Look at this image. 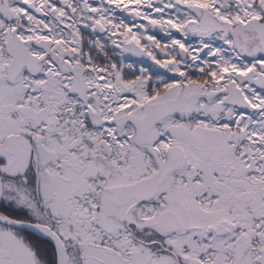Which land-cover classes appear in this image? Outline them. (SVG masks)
Listing matches in <instances>:
<instances>
[{
    "label": "snow or ice",
    "instance_id": "6c2138e0",
    "mask_svg": "<svg viewBox=\"0 0 264 264\" xmlns=\"http://www.w3.org/2000/svg\"><path fill=\"white\" fill-rule=\"evenodd\" d=\"M0 264H264V0H0Z\"/></svg>",
    "mask_w": 264,
    "mask_h": 264
},
{
    "label": "flooded vegetation",
    "instance_id": "af4514ba",
    "mask_svg": "<svg viewBox=\"0 0 264 264\" xmlns=\"http://www.w3.org/2000/svg\"><path fill=\"white\" fill-rule=\"evenodd\" d=\"M130 60H139L138 57H130Z\"/></svg>",
    "mask_w": 264,
    "mask_h": 264
}]
</instances>
